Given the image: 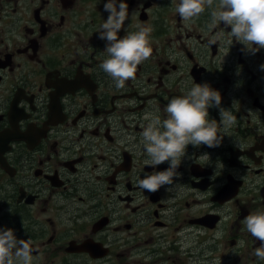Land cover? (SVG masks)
Here are the masks:
<instances>
[{"label":"flooded vegetation","instance_id":"flooded-vegetation-1","mask_svg":"<svg viewBox=\"0 0 264 264\" xmlns=\"http://www.w3.org/2000/svg\"><path fill=\"white\" fill-rule=\"evenodd\" d=\"M106 2L0 0V228L33 264H264L243 223L264 212V49L212 25L219 0L191 22L180 0H124L118 36L150 27L153 51L117 89L99 67ZM205 83L235 125L209 108L221 146L189 145L175 187L143 191L169 167L145 163V114Z\"/></svg>","mask_w":264,"mask_h":264},{"label":"clouds","instance_id":"clouds-1","mask_svg":"<svg viewBox=\"0 0 264 264\" xmlns=\"http://www.w3.org/2000/svg\"><path fill=\"white\" fill-rule=\"evenodd\" d=\"M213 3L214 0H180L176 11L183 21L191 22L205 11L206 6L211 8ZM104 11L109 15L101 25L99 39L106 41L108 58L99 67L117 89H122L126 81L136 78L138 65L152 56L149 41L152 29L140 27L138 31L120 38L118 33L129 16L128 4L124 0H120L119 4L117 0H107ZM211 16L212 25L223 23L225 27H230L231 37L249 51L255 53L264 49V0H219L218 8L212 11ZM261 69L264 70V65ZM220 105L219 91L213 90L207 83L194 84L185 95L170 100L165 108L166 119L161 120L151 112L145 114L144 119L148 123L140 134L147 156L145 163L155 168L168 162L169 167L139 179L137 186L140 189L156 193L164 186H168V191L175 187L174 178L179 175L177 169L189 145L197 148L201 145L208 148L221 146L224 136L218 134V122L208 118V109L219 108V125L224 131L235 125L237 118ZM202 156L209 159L207 154ZM243 223L251 236L261 242L255 249V255L264 260V212L249 214ZM236 247H244V241H238ZM33 260L30 240L18 239L12 229L0 228V264H33Z\"/></svg>","mask_w":264,"mask_h":264}]
</instances>
